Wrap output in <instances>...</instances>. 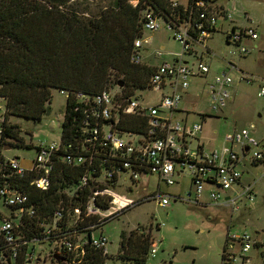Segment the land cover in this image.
I'll return each instance as SVG.
<instances>
[{
    "label": "built area",
    "instance_id": "1",
    "mask_svg": "<svg viewBox=\"0 0 264 264\" xmlns=\"http://www.w3.org/2000/svg\"><path fill=\"white\" fill-rule=\"evenodd\" d=\"M138 1L129 0L133 6ZM181 4L183 8L178 9ZM220 6L216 1L172 0L170 16L148 7L142 11L145 32L167 27L174 30L175 40L182 45L181 53L158 49L154 54L159 59L166 53L176 56L172 61L157 62L148 79V89L161 92L158 102L146 103L139 99L141 95L115 101L110 89L93 96L76 91L72 93L75 98H69L71 93L61 89L68 97L63 122L69 109L73 115L71 137L63 139L60 134L58 140H39L27 167L20 165L19 157H6L0 151V202L10 208L8 214L0 211V264H83L88 247L108 255L109 239L102 228L105 223L152 200L167 207L170 198L227 212L221 264H262L264 236L248 231L247 223L238 217L251 209L256 198L255 182L264 177V138H256L250 128L243 127L225 134L222 145L194 144L203 124L191 122V111L181 105L191 96L192 82L197 85L193 102L194 97L202 95L201 85H207L211 111L223 108L231 99V74L218 72L208 80L211 67L204 61L215 54L208 40L216 29L224 19L234 21L236 10L226 9L224 14ZM255 26L251 21L244 26L232 25L227 31L240 54L252 52L253 47L243 41L258 39ZM150 42L144 37L134 41L131 63L143 61L142 48ZM185 55L194 57V66ZM241 78L253 82L260 77L242 72ZM257 96H264V79ZM124 118L138 119L139 124L121 129ZM2 135L0 129V138ZM64 165L74 168L79 177H74L60 198H55L58 202L48 220L41 217L21 184L25 180L31 188L47 191L56 166H62L59 173L70 172ZM257 166L261 167L253 180H246L245 172ZM149 175L157 176L158 183L139 186V179ZM185 181L190 183L185 193L162 190V184L182 186ZM135 192V197L130 196ZM150 252L154 256L156 248L152 246ZM56 254L63 260L55 259Z\"/></svg>",
    "mask_w": 264,
    "mask_h": 264
},
{
    "label": "trees",
    "instance_id": "2",
    "mask_svg": "<svg viewBox=\"0 0 264 264\" xmlns=\"http://www.w3.org/2000/svg\"><path fill=\"white\" fill-rule=\"evenodd\" d=\"M207 1L219 3L218 0ZM171 2L172 0H139L133 6L129 0H108V5L104 6L96 0H74L73 3L70 0L2 1L0 96L7 98L0 128L3 132L0 138V151H3V155L10 157L5 151L14 144L35 148L19 135V126L11 124L9 117L41 120L50 110L48 103L51 101L53 88L69 91V98H75L72 93L76 91L93 96L109 89V84L112 83L110 78L113 72H117L123 75V79H114L115 86L125 90L114 95L115 101L141 95H133L136 88L148 89V79L156 63L142 61L133 64L130 62V54L133 52L134 41L145 38L142 11L148 7L170 16ZM219 4L225 14L224 10L229 8ZM182 8L181 4L178 9ZM225 21L229 22L224 19L216 31H223ZM226 38L227 43H232L228 35ZM120 81L124 82L121 86L118 85ZM70 114L69 109L60 133L63 139L71 137L69 130L73 115ZM138 124V119L124 118L119 127L128 129L137 127ZM5 143L10 146L8 149L3 147ZM61 167L56 166L51 171V186L47 191L39 187L31 188L25 180L21 184L30 201L37 206L41 217H48V220L58 202L55 198H60L61 192L70 185L71 180L79 177V173L68 165L63 167L70 172L64 170L59 173ZM67 176H70L69 181L65 180ZM36 223L34 221L32 224ZM32 230L36 231V228ZM151 242L150 231L131 229L127 236L124 234L121 238L120 256L130 260V264H144L152 247ZM57 255L59 254L53 257L62 261L63 258L59 256V259ZM105 256L107 255L102 250L88 247L83 264H104ZM161 264L176 263L166 260Z\"/></svg>",
    "mask_w": 264,
    "mask_h": 264
},
{
    "label": "rangeland",
    "instance_id": "3",
    "mask_svg": "<svg viewBox=\"0 0 264 264\" xmlns=\"http://www.w3.org/2000/svg\"><path fill=\"white\" fill-rule=\"evenodd\" d=\"M4 0H0L2 3ZM102 5H108V0H96ZM186 2V0H179ZM261 0H218L225 7L236 10L234 19L238 24H243L245 15L243 11L248 12L264 19V7ZM74 0H70L73 3ZM263 8V9H261ZM221 23V22H220ZM231 23L224 22L223 28L226 29ZM242 26V25H240ZM260 32L264 31V25ZM144 39H151L149 44L145 43L142 48V58L144 62L153 61L154 63L162 60L172 61L176 58L174 54L166 53L162 59L154 54L158 49L167 52L181 53L182 45L175 40L174 30L167 27L156 31H146ZM209 47L215 53L214 56L204 58V61L210 64L211 71L207 77L208 80L218 72L227 71L233 77V84L229 88L231 99L226 105L217 110L211 111L210 99L206 94L207 85H201V97L193 96V91L197 85L192 82L189 94L181 103L183 108L189 109L190 121L203 124V129L196 135L194 144L198 141L209 146L212 144L222 145V137L234 129L243 127L250 128L252 134L258 138H264V96H257L259 85L264 77V51H252L248 55H242L238 52L236 45L227 43L225 33L216 31L212 38L208 40ZM164 48V49H163ZM190 66H194V57L185 55ZM234 64V65H232ZM242 72H247L260 78L253 79V82H246L242 79ZM123 79V75L113 72L109 89L112 95L124 92L125 88L118 89L115 86L114 79ZM200 86V85H199ZM205 87V88H204ZM141 93L140 100L148 103H156L161 98V92L150 91L149 89L136 88L133 95ZM63 93L57 88L52 90V98L48 103L49 112L41 120L10 116L9 122L16 123L19 126V135L24 138L26 143L36 145L39 140H58L63 128V118L67 111L66 99ZM193 103V104H192ZM7 104V98L0 99V128L3 120V113ZM204 114H207L204 117ZM183 116L184 113H179ZM8 143L9 140H7ZM7 144V143H5ZM5 147V145L3 146ZM8 145L6 148L8 149ZM5 154L10 157H19L20 165L27 167L30 160L35 156V148L31 146L13 145L11 149L6 150ZM261 166L250 168L251 172H245L244 178L252 181L256 172ZM158 177L149 175L139 179V186L157 184ZM187 180V179H186ZM190 183H176L174 186L162 184V190L165 192L176 193L182 191L185 193L189 189ZM256 198L251 204V209L244 210L239 214L238 219L247 223L248 231H258L264 236V177L255 182ZM138 193L130 194L135 197ZM245 207V206H242ZM0 211L8 214L10 208L0 202ZM237 216L234 215V217ZM228 215L223 209L216 206H204L189 204L185 201L174 200L170 198L167 207L160 206L155 200L145 202L141 205L127 210L119 219L105 223L102 228L104 234L109 239L108 255L104 258V264H130L128 259H122L120 256V241L122 236L129 233L131 229L139 231H150L152 237L151 246L156 248V254L149 251L144 264H161L169 260L176 264H221V252L225 244ZM158 224L160 228H158ZM47 247V246H46ZM264 264V261H261ZM49 264V263H47Z\"/></svg>",
    "mask_w": 264,
    "mask_h": 264
},
{
    "label": "crops",
    "instance_id": "4",
    "mask_svg": "<svg viewBox=\"0 0 264 264\" xmlns=\"http://www.w3.org/2000/svg\"><path fill=\"white\" fill-rule=\"evenodd\" d=\"M261 2V5L264 7V0H261V1H259V3ZM261 9H263V8H261ZM264 10V9H263ZM243 15H245L244 17H245V20H243V24H238V22L234 19V21L233 22H230L231 24L229 25V27L228 28H226V29H224L222 26V29H223V33H225V35H227V31L228 30H230V28H231V26L232 25H242V26H244V25H248L251 21L252 22H254V24L256 25L255 27H256V31H257V33L259 34V37H258V39H256V40H253V39H245L243 42L246 44V45H249V46H253V48L255 49V50H259L260 51V53L262 52V51H264V31L263 32H260L259 30L261 29V26L262 25H264V19L263 18H261V17H259V19L257 18V17H255L254 15H250L248 12H246V11H243ZM218 31V30H217ZM216 32V31H215ZM195 98V97H194ZM194 102H195V100H194ZM193 102V103H194ZM174 186V185H173ZM179 192H182V191H179ZM176 193H178V192H176ZM225 211V210H224ZM225 213H227L226 211H225ZM158 228H160V224H158Z\"/></svg>",
    "mask_w": 264,
    "mask_h": 264
},
{
    "label": "water",
    "instance_id": "5",
    "mask_svg": "<svg viewBox=\"0 0 264 264\" xmlns=\"http://www.w3.org/2000/svg\"><path fill=\"white\" fill-rule=\"evenodd\" d=\"M123 83H124L123 81H120V83L118 85L121 86V85H123ZM56 257H59V255H57ZM59 259H61V258L59 257Z\"/></svg>",
    "mask_w": 264,
    "mask_h": 264
}]
</instances>
